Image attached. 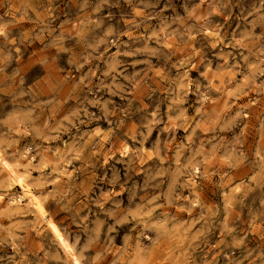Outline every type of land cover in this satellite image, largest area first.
Here are the masks:
<instances>
[{
	"label": "rangeland",
	"instance_id": "374dc122",
	"mask_svg": "<svg viewBox=\"0 0 264 264\" xmlns=\"http://www.w3.org/2000/svg\"><path fill=\"white\" fill-rule=\"evenodd\" d=\"M0 264H264V0H0Z\"/></svg>",
	"mask_w": 264,
	"mask_h": 264
},
{
	"label": "bare ground",
	"instance_id": "6f19581e",
	"mask_svg": "<svg viewBox=\"0 0 264 264\" xmlns=\"http://www.w3.org/2000/svg\"><path fill=\"white\" fill-rule=\"evenodd\" d=\"M64 164H65V162H64ZM12 198H13L12 200H14V202H16V203H22L23 201L26 200V193H25V191L19 192V193H17L16 196H14ZM15 205H17V204H15ZM52 230H53V234L57 238V241L60 244V246L65 250V252L69 253L70 246L67 243V240L63 237V235L59 231V229L56 226L52 225Z\"/></svg>",
	"mask_w": 264,
	"mask_h": 264
}]
</instances>
